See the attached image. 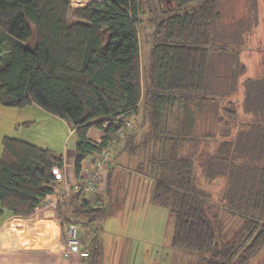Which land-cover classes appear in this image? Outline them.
Instances as JSON below:
<instances>
[{"label":"trees","instance_id":"trees-1","mask_svg":"<svg viewBox=\"0 0 264 264\" xmlns=\"http://www.w3.org/2000/svg\"><path fill=\"white\" fill-rule=\"evenodd\" d=\"M173 3L165 9L161 0L82 7L71 0H0V105H37L67 122L77 138L78 174L87 157L123 142L121 152L137 161L135 172L152 183L150 203L174 216L173 248L210 254L199 264H250L264 249V80H247L246 112L253 119L241 121L230 99L246 68L232 64L241 67L238 77L230 76L234 87H225L221 75L210 78L215 61L223 60H210L220 40L218 0ZM145 13L149 82L140 40ZM91 129L102 132L99 142L89 137ZM2 147L0 219L5 211L31 217L55 195L63 155L10 137ZM198 166L206 181L222 180L227 211L199 187ZM97 198L78 192L58 205L64 224L91 227L84 264H101V228L93 226L112 205ZM223 212L243 220L231 237L222 233Z\"/></svg>","mask_w":264,"mask_h":264},{"label":"rangeland","instance_id":"rangeland-1","mask_svg":"<svg viewBox=\"0 0 264 264\" xmlns=\"http://www.w3.org/2000/svg\"><path fill=\"white\" fill-rule=\"evenodd\" d=\"M95 1L98 0H88V2L78 4L77 0H71V4L74 7H82ZM218 4L222 13L221 27L218 31L220 40L218 41L219 43H216L217 45L210 49V60L216 58H223V60L215 61L218 69L210 72V78L217 80L218 75H221L222 83H224L225 87H234L235 82L230 76L235 77L237 75L238 77V71L235 73V69L239 70L242 66L246 68V72L241 77L239 76L242 81L241 92L239 94L236 93L230 99L238 103L242 121V118L250 116L247 113L245 104V96L249 91L247 80L252 79L255 82L264 80V0H218ZM155 5L159 7V2L157 1ZM155 5H153V9H155ZM161 6L165 9L173 8V0H161ZM147 18L148 15L145 13L143 15V26L140 29L145 77L148 74V54L151 47V29L147 25ZM221 48L227 49L225 51L226 54L222 55L224 51ZM219 55L221 57H218ZM235 60L240 61L241 67H231ZM146 81L149 82L148 77H146ZM226 101L228 102L229 99L222 100L223 103ZM134 121L139 124L140 120L138 118ZM214 128L217 130L215 126ZM67 129H69L67 122L45 112L37 105L23 109L7 108L0 105V157L3 151L2 140L4 137L28 141L54 151H57V148L61 150L66 145H68V149H74L76 136L66 139ZM221 130L222 128H220ZM115 146V148L113 147L114 150L112 148L107 151L112 158L113 155L118 154L120 149L123 148V142H119ZM190 149L191 147L186 146L182 153L186 154V151ZM61 172L62 174L65 173L64 170ZM197 173L200 178L199 187L201 190L211 196V200L218 205L220 211H227L224 205L225 201L222 198V180L215 182L206 181L199 166ZM149 183L150 188L146 194L148 199H150L152 186V183ZM60 185L63 184L58 182L57 186ZM139 187L144 186L140 184ZM61 188L60 186L58 190L60 196H62ZM72 194L70 191V194L64 200ZM111 194L113 204L105 218L103 229L105 231L104 251H102L101 264H199L202 259L210 256V254H207L203 258L198 254L173 248L172 235L175 221L174 216L169 214L167 208L144 202V199H141L143 195H140V193L135 199L128 192V189L121 191L118 188V184L113 185ZM119 195L122 196V200L120 199L119 202H116L115 200ZM58 198L48 204H52ZM59 203H55V205L58 206ZM242 222L243 220L239 216L223 212L222 233L228 235L227 237L233 236L240 229ZM81 231L84 232L83 235L89 236L84 229L81 228ZM125 240L128 241V245L124 253L122 251V243ZM132 248L134 251H128ZM263 251L261 250L250 264H264ZM120 255L123 256L122 262H119Z\"/></svg>","mask_w":264,"mask_h":264},{"label":"crops","instance_id":"crops-1","mask_svg":"<svg viewBox=\"0 0 264 264\" xmlns=\"http://www.w3.org/2000/svg\"><path fill=\"white\" fill-rule=\"evenodd\" d=\"M241 84L242 81L240 80L239 91L237 94L241 92ZM242 119L247 122L252 120L253 117L249 116ZM216 128L220 131V127ZM219 131L218 133H220ZM66 135V139L75 136L74 130H72L70 126L69 129H67ZM89 137L92 140L99 142L100 138L102 137V132L97 129H91ZM76 144L74 149H68V145H66L63 146L61 150L57 148V151H55L58 154L63 155L65 163V176L71 188L85 184L86 179L91 172L93 163L98 159L99 156L95 154L87 157L82 164V171L80 174H78L75 168L77 158ZM186 146L188 147V145H185L184 148ZM119 152H121V149ZM113 159L111 158V163L107 165V168L103 172V177L100 183L97 185V189L94 194L95 196L93 194L87 195L89 197L95 198L97 195V199H101L100 201L102 204L112 205V188L113 185L118 184V188H120L121 191L128 189V192L132 194L135 199L137 198L138 193H140V195H143L141 199H144V202H149V204H151L150 200L148 199V195L146 196L150 188V181L148 178H145L135 172L137 161L135 159L129 158L126 152H121L119 156L116 157L113 155ZM140 184H143L144 187H139ZM60 186L62 187V185ZM60 186H57L55 195L47 199L45 206L38 210L31 217L23 218L19 216H13L7 211L3 213V217L0 219V264H68V261L63 256V251L65 248V224L59 217L58 206L48 204L60 196V192L58 191ZM121 198L122 196L119 195L115 201L119 202ZM104 224L105 220L101 223H96L93 226L95 228H101V251H104ZM78 227L81 239L80 226ZM89 227V225L88 227H85V233H87L89 236L84 235V239L81 240L84 250H87V247L92 239V234H90V231L92 230L91 227L90 229ZM127 245L128 241H123L122 251L124 253L126 251ZM132 250L134 251L133 248L129 249L128 251L132 252ZM83 261L84 258L75 256L72 258L70 263L84 264ZM122 261L123 256L120 255L119 262Z\"/></svg>","mask_w":264,"mask_h":264},{"label":"built area","instance_id":"built-area-1","mask_svg":"<svg viewBox=\"0 0 264 264\" xmlns=\"http://www.w3.org/2000/svg\"><path fill=\"white\" fill-rule=\"evenodd\" d=\"M111 162V156L105 152L98 156V159L93 163L91 172L89 173L85 184L83 187L76 186L74 190L68 184V180L65 173L59 172L57 174V180L62 183V196L58 198L57 201L50 205H55L61 202L66 196L72 193L84 192L86 194H93L96 192L97 185L100 183L103 177V172L107 168L108 163ZM65 171V168H64ZM65 192V193H64ZM64 242L65 248L63 251L64 258L71 264L70 261L73 257L78 256L80 258H86L89 256V250H84L81 244L79 227L75 223H65L64 225Z\"/></svg>","mask_w":264,"mask_h":264}]
</instances>
